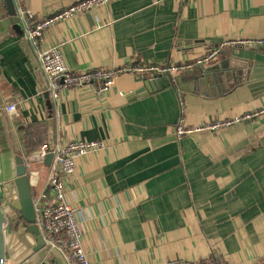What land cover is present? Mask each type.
Returning <instances> with one entry per match:
<instances>
[{"label":"crops","instance_id":"1","mask_svg":"<svg viewBox=\"0 0 264 264\" xmlns=\"http://www.w3.org/2000/svg\"><path fill=\"white\" fill-rule=\"evenodd\" d=\"M77 2L23 0V6L39 19ZM9 32L0 42V103H16L19 117L4 110L0 117L17 129L46 124L48 139V99L22 37ZM262 39L264 0H114L56 24L45 43L62 45L67 67L79 73L129 62L196 64L224 42ZM232 57L234 76L224 73L232 80L207 74ZM153 79L124 74L101 95L89 86L68 89L53 108L55 140L105 146L79 158L66 181L84 249L94 264H167L212 254L219 264H256L264 256V114L215 132L179 138L175 130L181 100L195 128L264 110V46L226 45L204 68L174 72L169 87L149 93L145 82ZM17 137L28 151L22 131ZM9 153L11 161H2L7 182L15 174L11 146ZM47 174L48 168L32 178L36 193Z\"/></svg>","mask_w":264,"mask_h":264},{"label":"built area","instance_id":"2","mask_svg":"<svg viewBox=\"0 0 264 264\" xmlns=\"http://www.w3.org/2000/svg\"><path fill=\"white\" fill-rule=\"evenodd\" d=\"M14 1L21 19L24 37L28 40L39 68L46 79L50 99L53 108H56V110L61 105L64 91L68 89H81L89 86L93 88L96 95L106 94L112 91L115 79L124 74H151L153 77H169L174 72L191 70L196 65L205 66L217 58L226 45L246 43L247 45L264 46V39L252 42H243L242 40L231 41L224 42L219 47L211 50L207 55L199 58L196 64L142 65L129 62L117 67L73 73L65 63L62 45H47L45 43V36L56 24L84 14L92 9L107 6L114 0L80 1L59 12H54L39 19H37L32 11L23 6V0ZM184 105V100H181L180 106L183 116H181L175 130L179 138L198 131H220L224 128L256 119L264 114V110L256 111L232 119H218L195 128L189 126L184 118ZM3 110L12 120L19 117L16 103H8L4 106ZM104 147V144L101 142L83 140L64 142L63 139L56 138L52 151L48 144H45L39 151L29 155L27 158V160L30 158L43 160L48 154H52L53 156L51 165L48 167L44 189L36 193L33 197V203L36 212V224L40 229L45 247L49 252H59L66 264H94L90 255L84 249L81 222L75 204L68 199L66 181L75 172L76 161L79 158L88 156ZM32 176L39 179V175ZM5 207H7L6 212L8 214H14L13 209L9 205H5ZM167 264H219V262L217 257L212 254L197 261L172 259ZM256 264H264V256Z\"/></svg>","mask_w":264,"mask_h":264},{"label":"water","instance_id":"3","mask_svg":"<svg viewBox=\"0 0 264 264\" xmlns=\"http://www.w3.org/2000/svg\"><path fill=\"white\" fill-rule=\"evenodd\" d=\"M0 9L3 11L0 16V30L5 29V33L0 36V42L10 36V28L16 35L22 37L24 52L31 62L45 97L48 99L47 105L51 114L48 120L47 144L52 151L55 142V123L53 104L48 92L47 82L39 69L37 59L28 40L24 37V30L15 1L0 0ZM234 60V57L226 58L220 64L208 68L206 72L207 74L222 73L223 81L232 80L234 77L226 78L224 73L225 71H230L234 76L237 67V62ZM202 67L204 68L205 66ZM169 86V77L155 76L153 80L145 82L144 90L153 93ZM3 109L4 105L0 103V110L2 111ZM6 126L11 150L14 155L15 174L11 181L3 182L2 158L0 154V264H42L43 262L48 264H66L59 252H49L45 247L40 229L36 224V212L33 203V197L36 192L32 185V175L40 174L32 167L37 163H43L45 169L50 167L53 156L48 154L43 160L31 158L27 160L28 155L24 149L22 150L17 131L13 128L12 122L7 120ZM25 127L21 125L18 130H23ZM5 205H9L13 209V215L6 212ZM9 222H11L10 227Z\"/></svg>","mask_w":264,"mask_h":264},{"label":"trees","instance_id":"4","mask_svg":"<svg viewBox=\"0 0 264 264\" xmlns=\"http://www.w3.org/2000/svg\"><path fill=\"white\" fill-rule=\"evenodd\" d=\"M4 129L5 123L0 120V132L3 133L2 138H0V149L2 148L5 151L10 152V141L4 133ZM22 134L28 150L26 151L27 155L39 151L43 145L47 144L46 124H30L26 129L22 130Z\"/></svg>","mask_w":264,"mask_h":264},{"label":"rangeland","instance_id":"5","mask_svg":"<svg viewBox=\"0 0 264 264\" xmlns=\"http://www.w3.org/2000/svg\"><path fill=\"white\" fill-rule=\"evenodd\" d=\"M116 80V79H115ZM0 120H2V118L0 117ZM3 121V120H2ZM9 121H11V120H9ZM4 122V121H3ZM6 123V122H5ZM12 125H13V128L15 129V131H17L18 132V129L16 128V127H14V124L12 123ZM20 131H22V130H20ZM4 133L6 134V136H7V139H9V136H8V130H7V126H6V124H5V129H4ZM2 136H3V133H1L0 132V138H2ZM2 149V148H1ZM0 149V154H1V158L3 159L2 161H3V166L5 165V160L6 159H8V162L9 161H11V154L9 153V152H7V151H5L4 149H2L1 150ZM37 164H39V163H37ZM41 167V166H40ZM34 170H38L37 172L40 174L39 175V178H41L40 176H41V172L43 173L44 172V169L45 168H41V169H43L42 171H41V169H38L39 167H37L36 166V164H34L33 165V167H32ZM6 177V176H5ZM5 177H3V182L4 183H6L7 181H5ZM5 210L7 211V207H5ZM8 213V212H7ZM11 215V214H10ZM13 215V214H12ZM11 226V222H9V227ZM13 264V263H12Z\"/></svg>","mask_w":264,"mask_h":264}]
</instances>
